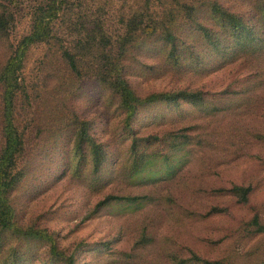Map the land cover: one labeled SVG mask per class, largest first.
I'll return each instance as SVG.
<instances>
[{
  "label": "rangeland",
  "instance_id": "1",
  "mask_svg": "<svg viewBox=\"0 0 264 264\" xmlns=\"http://www.w3.org/2000/svg\"><path fill=\"white\" fill-rule=\"evenodd\" d=\"M33 3H9L0 72ZM52 27L14 97L0 264H64L33 229L73 264H264V1L68 0ZM178 91L199 98H152ZM2 115L0 86V151Z\"/></svg>",
  "mask_w": 264,
  "mask_h": 264
},
{
  "label": "trees",
  "instance_id": "2",
  "mask_svg": "<svg viewBox=\"0 0 264 264\" xmlns=\"http://www.w3.org/2000/svg\"><path fill=\"white\" fill-rule=\"evenodd\" d=\"M15 0H0V34L8 30L9 25L13 21V15L10 11L9 3ZM34 3L30 7L31 27L27 35H25L11 51L8 60L0 72V86L2 89V137L3 146L0 151V230L9 229L11 225L12 210L9 206L8 199L5 197L17 182L16 176V162L23 149V142L20 133L13 122V103L14 97L19 89L21 81V70L23 68V61L28 50L35 44H42L50 42L54 37L52 23L58 17L61 8L67 4L68 0H33ZM264 1V0H263ZM220 15L226 14L218 7H215ZM232 18H235L233 15ZM237 24H240L239 19H234ZM204 30V29H203ZM61 55L68 64L71 71L76 72L77 65L73 54L65 48L61 49ZM112 81L113 88L121 89V102L125 107L131 106L130 103L134 101L131 93L127 89L126 83L117 74ZM155 100L163 101L170 104H176L179 101H186L193 103L199 96L196 93H189L186 91L170 92L154 95ZM92 151L95 154V167L98 165V147L92 144ZM247 194L249 188L243 189ZM112 199L119 200H136V197H112ZM264 230V227L261 228ZM33 233H38L46 239L50 244V251L54 254H59L64 264H73L71 259L63 253H58L52 240V235L46 230H31Z\"/></svg>",
  "mask_w": 264,
  "mask_h": 264
}]
</instances>
